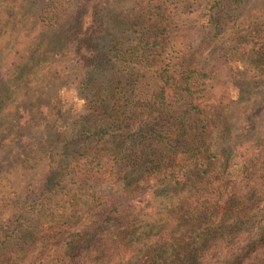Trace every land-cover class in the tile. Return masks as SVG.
<instances>
[{"label": "trees", "instance_id": "1", "mask_svg": "<svg viewBox=\"0 0 264 264\" xmlns=\"http://www.w3.org/2000/svg\"><path fill=\"white\" fill-rule=\"evenodd\" d=\"M223 1L238 0L204 3L214 36L219 22L210 11ZM44 2L0 0L2 112L68 87L85 113L63 130L47 120L17 125L15 144L32 148L19 172L7 174L0 258L264 264V129L236 143L250 116L244 102L211 96L206 82L191 96L198 65L188 31L175 23L188 15L182 3ZM260 21L252 32L234 30L232 52L264 55V13Z\"/></svg>", "mask_w": 264, "mask_h": 264}, {"label": "rangeland", "instance_id": "2", "mask_svg": "<svg viewBox=\"0 0 264 264\" xmlns=\"http://www.w3.org/2000/svg\"><path fill=\"white\" fill-rule=\"evenodd\" d=\"M39 6H42L44 0H29ZM206 0H169L171 5L182 3L183 10L188 15H181L175 20L178 27L188 31L194 43L193 63L196 66V73L192 75L190 81L191 96L193 91L200 92L206 82L207 85H213L209 91L212 96H222L225 100L243 101L245 107L249 109L250 116L245 123L235 132L236 143H242L253 137L260 129H264V55L257 59L248 57L245 54L241 57L232 52L234 39V30L239 27L252 32L258 29L260 15L264 13V0H238L233 4L231 1H223L219 9L211 10V14H216L219 22L217 34L214 36L212 31L208 32L207 21L209 18V7L204 6ZM235 1V0H234ZM104 7V5H103ZM187 35V37H188ZM245 39H247L245 37ZM246 42V40H245ZM257 47V45H255ZM250 48V45L247 49ZM253 66L263 73L260 78L255 77L258 72L253 66L246 65V62H252ZM186 65V63H185ZM3 75L7 73L6 69L0 68ZM0 74V82L3 75ZM205 73L211 78L205 77ZM188 77V76H186ZM255 77V80H251ZM185 79V76L182 77ZM185 90L182 89V92ZM183 94V93H182ZM190 95V94H189ZM198 94L196 93L195 96ZM188 97V94L186 95ZM9 97V96H8ZM182 97L181 104L184 105L189 100ZM10 99H16L11 96ZM194 101V98H193ZM0 99V142L7 147L0 152V221L5 223L3 214L4 191H8L10 182H13L7 174L19 172L20 165L32 148V144H15L14 135L18 124L33 125L40 120L55 121V124L65 129L73 120L79 118L85 113L84 101L80 99L77 93L68 87H53L47 93L38 97L37 101L23 100L14 102L8 115L2 112V103ZM27 122V123H26ZM31 136L33 134L29 131ZM22 183L18 181L17 186ZM152 180L143 185L145 193H148ZM146 206V201L142 207ZM17 253L22 254L23 249ZM10 256V255H8ZM0 264H7L6 259L1 257Z\"/></svg>", "mask_w": 264, "mask_h": 264}]
</instances>
